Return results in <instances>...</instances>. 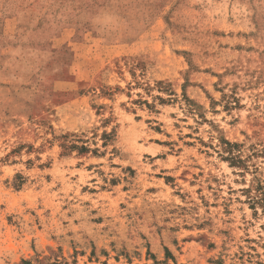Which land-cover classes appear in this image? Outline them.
<instances>
[{"label":"rangeland","instance_id":"obj_1","mask_svg":"<svg viewBox=\"0 0 264 264\" xmlns=\"http://www.w3.org/2000/svg\"><path fill=\"white\" fill-rule=\"evenodd\" d=\"M255 178L264 0H0V264H264Z\"/></svg>","mask_w":264,"mask_h":264},{"label":"trees","instance_id":"obj_2","mask_svg":"<svg viewBox=\"0 0 264 264\" xmlns=\"http://www.w3.org/2000/svg\"><path fill=\"white\" fill-rule=\"evenodd\" d=\"M225 144L228 148H232V149L241 148L240 145H238V144H230L228 142H226ZM66 149H68V148H66ZM69 149L80 150L81 154L88 152V149H86L84 147L78 148L77 146H71ZM231 157L232 158H230V160L232 161V165H242L243 164V162L241 161V157L239 155L235 156V154H233ZM19 177L20 176H18V178ZM257 181H258V183L256 184V186H254V189H253L256 194L253 196V198H251V201H252L253 208H255V206H261L263 211H264V186L262 185V182L260 180L256 179V182ZM247 191L251 192L250 190H247Z\"/></svg>","mask_w":264,"mask_h":264}]
</instances>
